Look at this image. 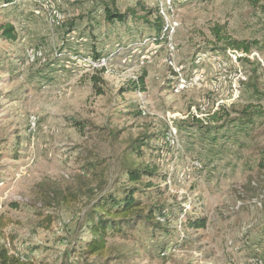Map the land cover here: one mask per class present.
Here are the masks:
<instances>
[{"label":"rangeland","instance_id":"1","mask_svg":"<svg viewBox=\"0 0 264 264\" xmlns=\"http://www.w3.org/2000/svg\"><path fill=\"white\" fill-rule=\"evenodd\" d=\"M106 4L134 17L110 23ZM160 8L177 24L156 42ZM0 22L17 32L0 36V245L9 254L44 264H264V0H0ZM218 26L250 52L217 40ZM94 53L105 64H85ZM139 164L156 169L146 202L172 211L168 221L140 222L129 239L109 236L105 254H83L96 198L125 186L126 168Z\"/></svg>","mask_w":264,"mask_h":264},{"label":"trees","instance_id":"2","mask_svg":"<svg viewBox=\"0 0 264 264\" xmlns=\"http://www.w3.org/2000/svg\"><path fill=\"white\" fill-rule=\"evenodd\" d=\"M5 3L11 4L14 0H4ZM113 4V2H112ZM105 18L110 22H122L127 20L129 15L134 17V10L132 14L121 13L116 7L112 5L104 7ZM158 14V13H157ZM159 15V14H158ZM136 18V17H135ZM140 18V17H139ZM144 17H141L143 19ZM158 21L154 24L153 29L155 35L150 37L153 41L159 42L163 39L165 32V24L161 16L157 18ZM144 20V19H143ZM147 20V19H146ZM145 21V20H144ZM148 22V21H146ZM214 34L219 41H224L227 47L233 50H238L248 53L251 50L252 43L245 40H236L228 37L223 33L220 26L214 29ZM17 32L11 22H0V36L7 40H14ZM102 54L94 53L93 58L98 59ZM143 82V79L141 80ZM137 141H135L136 143ZM146 144V142H141ZM133 152H141L140 145H132ZM127 184L116 191H106L100 194L85 221V226L90 231L92 237L90 240L84 242L82 253L85 255H103L106 253L108 244L107 238L116 235L122 239H129L131 231L140 223H146L153 227H160L167 222L172 211L163 205H148L146 200L153 198L152 194L147 195V189L151 191L153 184L151 181H146V177H151L157 174L156 169L150 165H134L126 168ZM141 187H145L142 188ZM152 192V191H151ZM150 192V193H151ZM156 195L161 193V189L156 187L154 191ZM145 195L144 198L139 197V194ZM187 223L191 227L202 228L204 221L201 218H188ZM0 264H44L42 262H35L27 255L9 254V251L3 245H0Z\"/></svg>","mask_w":264,"mask_h":264},{"label":"built area","instance_id":"3","mask_svg":"<svg viewBox=\"0 0 264 264\" xmlns=\"http://www.w3.org/2000/svg\"><path fill=\"white\" fill-rule=\"evenodd\" d=\"M159 13L163 18L164 24H165V32L163 33L162 37L166 38L168 34L172 33L175 29V25L177 24L172 19L168 18L169 12H166L164 9L160 8ZM36 55V51L33 49L28 50V56L30 58V61L34 60V57ZM84 63L90 66H98L105 64V57L101 56L98 59L93 58L92 56H85L82 58Z\"/></svg>","mask_w":264,"mask_h":264}]
</instances>
